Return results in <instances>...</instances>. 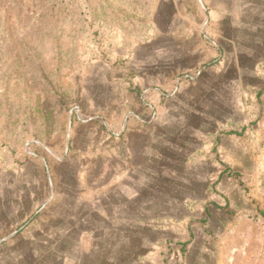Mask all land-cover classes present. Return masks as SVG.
I'll return each mask as SVG.
<instances>
[{"label":"rangeland","instance_id":"obj_1","mask_svg":"<svg viewBox=\"0 0 264 264\" xmlns=\"http://www.w3.org/2000/svg\"><path fill=\"white\" fill-rule=\"evenodd\" d=\"M0 264H264V0H0Z\"/></svg>","mask_w":264,"mask_h":264}]
</instances>
